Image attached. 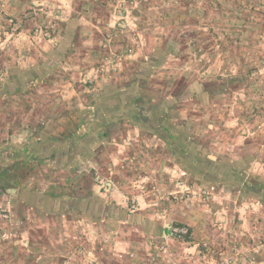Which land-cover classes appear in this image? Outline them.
<instances>
[{
	"label": "rangeland",
	"instance_id": "obj_1",
	"mask_svg": "<svg viewBox=\"0 0 264 264\" xmlns=\"http://www.w3.org/2000/svg\"><path fill=\"white\" fill-rule=\"evenodd\" d=\"M41 1L30 0L24 26L14 27L18 24L15 18L1 12L0 162L11 153L19 166L23 158L31 157L28 161L33 167L23 176L30 186L36 183L46 191L54 185L55 191L69 194L74 191L71 188L69 192L68 183L73 187V182L83 184L77 193L92 198L88 208L95 216L82 219L80 224H91L85 231H91L86 236L92 251L110 244L114 249L120 238L136 239L144 253L152 251L150 257L143 256V264H166L172 255L168 245L190 239L187 226L170 216L173 208L202 206L210 214L207 210L212 206L221 211L226 203L232 219L239 223L234 227L239 232L221 228L224 233L216 235L212 231L215 226L205 221L208 234L199 244L205 250V264H264V239L251 242L250 249L248 229L243 228L248 226V201L263 204L252 210L253 215L264 214V199L248 191V179H253L248 169L251 155L236 159L229 152H214L210 138L196 131L195 117L191 122L184 120L191 112L196 114L192 110L197 109L199 94L209 98L216 88L221 98L232 99L236 107L239 135L247 134L251 120L264 123V0H63L47 6ZM21 26L24 35L18 38L15 34ZM106 98L113 104L122 101L127 124L137 125L136 117L143 120V112L166 117V122L172 123L161 129L153 127L154 132L159 131L157 137L143 128L140 138L123 137L113 126L102 127L107 137L100 139L103 143H98V151L107 156L98 158L103 165L109 159V169L99 162L100 168L74 157L77 169L72 162L70 168L47 170L42 160L34 158L33 150L28 152L35 144L44 143L46 153L40 155L51 156L46 143L52 142L47 139L51 136L61 138L57 143L63 141L67 149L96 147L98 128L89 119ZM164 103L171 105L167 111L163 110ZM138 108L143 111L141 115L136 114ZM68 114L76 115L77 132L87 136L74 140L57 136L66 125L57 120L67 119ZM207 164L226 170L223 180L212 182L197 171V176L187 171ZM36 166L39 169L34 171ZM122 166L153 200L151 218L143 209L132 212L136 200L131 198L126 208L103 202L112 191V177H122ZM117 168L121 172L115 171ZM22 172L16 171L17 175ZM260 177L263 180L264 173ZM91 186L95 187L94 194ZM101 194L105 198L99 197ZM108 210L110 232L100 235L99 225L106 222L96 216V211L104 214ZM8 218L0 207V219ZM259 219L264 226V217ZM0 230V245L26 246L27 237L20 231ZM79 235L63 236L71 249L63 256V264L95 263L93 253L89 260L82 259L88 257V251ZM75 245L78 248L72 255ZM45 258L50 261V256Z\"/></svg>",
	"mask_w": 264,
	"mask_h": 264
},
{
	"label": "crops",
	"instance_id": "obj_2",
	"mask_svg": "<svg viewBox=\"0 0 264 264\" xmlns=\"http://www.w3.org/2000/svg\"><path fill=\"white\" fill-rule=\"evenodd\" d=\"M62 1L63 0H42L41 3L43 4L44 2V5L47 6L48 4L55 5L57 2L61 3ZM1 3H4V7H0V18L3 14L1 12H4L6 17L7 15L12 16L18 22V24H14V27L20 26L23 22H28V19L25 16L29 13H26L25 10L31 8L30 0H0V4ZM24 18L25 20H22ZM64 25H66V23ZM23 26H21L22 29L20 32L15 34L18 38H21L22 35H24ZM15 37H13L14 39L12 42L16 40ZM87 40L88 39H86V42H88ZM7 44L10 45L12 43L9 42ZM45 46L47 47V44L43 45L44 48ZM216 90V88H212V94H210L209 98L205 97L204 94H199L197 98L199 100L196 104L197 109L192 110L196 111V114L194 115V113L191 112L185 117V122H191L192 119L190 118L195 117V120L198 121V129H196V131H199L201 135H207L206 137L210 138V143L213 146L212 149L214 152L216 151L225 154L229 152L228 154L230 155H236V157H232L236 159L244 154L245 156L251 155V159L249 160L251 164L250 168H248L251 171L250 175L253 176V179L256 182L258 181V184L264 185V178L263 180H260L262 179L260 177L261 173H264V123L257 124V121L251 120V124L248 126L247 134L243 136L239 135V132L237 131V120L239 119V116L236 114L235 105H232V99L221 98V95L218 94ZM109 99L111 98L104 99V103H101L99 105L100 107L96 108L92 117L89 119L90 123L93 119L97 124L96 128H98V131L95 135L97 140L96 147L84 145L82 146V150H80L78 146L73 149H67L66 145H62L64 144L63 141L59 144L57 143V141L61 138L55 139V137L51 136L47 139H52V142H46L47 144L49 143L47 149H49V152L52 153L51 156L46 157L40 155V153L44 152V155L46 153V150L42 149L44 148V143H42L44 145L35 144V147L31 148L28 152L33 150L32 153H34V158L42 160V165L47 166V170L51 169L52 171H58L70 168L74 165L76 168V164H78V162L73 161L75 160L74 157H79V159L82 157V161L85 163L90 161V164L92 162V164L97 167H99L100 163V166H106L109 169V159L104 165L101 164L102 161L99 160L102 156H107L106 153H99V146L103 143L100 139L103 135L104 137H107V135L100 130L102 127L103 129H107L108 127L113 126L118 130L120 129V133L123 137L129 135L131 137L134 136L140 138L143 128L148 129L147 132L150 133V131L154 129L153 127L161 129L164 125L167 126V123L169 122H166V117L162 119L163 116L158 114H156V116H151L138 108V112L136 114L141 115L143 112L144 119L136 122L138 123L137 125L131 122V124H127L128 122L126 121H128V119L124 106L121 105L122 101H120V103L119 101H116L113 104ZM168 104L164 103V111H167V108L171 106ZM101 107H103V109H101ZM72 119L75 123L77 122L75 114H68L67 119L59 118L57 120L60 121L61 124L66 122L65 127H61V129H59L57 136L64 137V139L67 137L70 140H74L79 138L81 139L82 136L86 134L85 132L82 134L77 132L79 123L73 125ZM144 124H147V126ZM194 124L196 123L194 122ZM124 126H127V128H124ZM87 129H89V126ZM152 131V135L157 137V133L159 131ZM64 142H66V140H64ZM98 143L100 145H98ZM74 144H76V142ZM249 149H251V151H249ZM56 155H58V157ZM6 156H3L4 160L0 162V207L8 213L9 218L6 220L0 219V228H11L16 231H20L22 235L27 237V241L25 247H17L11 244L0 245V264H63L65 260L63 259V256H66L65 254L68 249H70V245L65 243L66 239L63 238V236H72L74 234H80V243L88 251V257H83L82 259L89 260L90 257L94 256V264H143V256L150 257L152 255V251L144 253V250L140 249L141 245L137 243L136 239L132 240L130 238H120L117 240V244H115L114 249H112V244L100 246L98 251H92L89 249V244H87L88 237L86 235H88L91 231L87 233L85 230H88L90 228L89 225L91 224L90 222L80 224V221L84 218H93L95 215L92 216V214H90L92 211L88 208L89 203L93 201L92 198L90 199L88 195H80L77 193V190L81 188L79 186H83V184L80 183L78 186L77 182H73V187L68 183L70 189L69 192L72 191L71 188H73L74 191L69 194L61 191H55L54 185L51 184V186L49 185L50 187H48L49 189L47 191L40 189L36 183L34 186H30L28 183L29 180H27L28 178L23 176V173H27V170L29 169L31 171L33 166L32 163L28 161L31 157H28V159L22 157V160L19 158V160H21L19 166L17 157L13 156L12 153ZM67 158H70L68 162L66 160ZM82 161H79L80 165ZM19 169L21 172L23 170H25V172L17 175L16 171ZM36 169L38 170L39 167L36 166L33 170L35 171ZM122 169H124L122 172L120 168L115 170L117 172H121L122 177H117V179L115 176L112 177L113 188L111 193H109L106 198L105 196L102 197V194L99 195V197L105 198L106 201L103 202H106L108 205L110 202H113L117 206H120V208L127 207L128 199L131 198L132 201L136 200V207L132 208L131 211L137 212L140 211L139 209H143V212H145L144 214L147 212L148 217L151 218L152 211L154 210L152 209L153 200L150 199L148 197L149 195L144 192V187L140 190L142 185L139 183V180L133 179L128 173H125L124 171H127V168L122 166ZM235 169L237 168L235 167ZM42 171L46 172L44 168ZM125 179L128 181H125ZM62 181L63 180L61 179L59 182ZM55 183L56 182L54 181L52 184ZM61 184L65 185V183ZM85 187L88 186L86 185ZM91 190L93 194L96 192L94 186H91ZM100 200L101 199H99V201ZM224 205H226V203ZM224 205L221 211H219V209L216 210V207L212 206L209 210H207L208 212H211L210 214L205 213L204 210L206 209L202 206L195 208L187 206L173 208V210L169 213L170 216L187 226L190 233V239L182 242L181 244L168 243L169 245L167 248L172 255L171 261L169 260L166 264H205V250L199 246L200 242L205 240L204 238L207 237L208 234L207 229H205V221L210 222L212 226H215L212 231H215L216 235H222L225 230L231 231L230 229L237 227V224L239 225V223L232 219L233 215L230 208ZM261 207H263V204L257 202L255 204L252 201H248V226L244 224L243 228L245 230L248 229V245H251L250 249H252L253 242L257 243L260 239H264V226L262 219H259L264 217V214L257 212L256 215H253L251 213L253 212V209L258 210V208ZM108 212L109 210L104 214H101L99 211H96V213H98L96 216H99L101 221L106 222L105 224L103 223L99 225L100 235L103 233L109 235L110 231L108 218L110 216H107ZM222 214L225 215L223 216ZM89 215H91V217H89ZM68 218L72 220H68ZM221 228H223L224 231L221 230ZM236 229L237 228H234V230ZM236 231L239 232V229ZM76 248H78L77 245L72 248L74 250L72 255H75L74 253ZM109 251H111V253H109ZM106 252L107 255H104ZM91 253H93V256L89 255ZM45 256H50V261L49 258H45ZM114 256H116V258Z\"/></svg>",
	"mask_w": 264,
	"mask_h": 264
},
{
	"label": "trees",
	"instance_id": "obj_3",
	"mask_svg": "<svg viewBox=\"0 0 264 264\" xmlns=\"http://www.w3.org/2000/svg\"><path fill=\"white\" fill-rule=\"evenodd\" d=\"M135 116V115H134ZM136 117V116H135ZM138 119V117H136ZM140 121V119H139ZM182 149V147H181ZM197 159L196 156H193V159ZM212 163V162H211ZM217 164V162H216ZM213 164H207V165H204L202 166V168L200 169H197V168H194V169H190L188 168L187 171H189L192 175H198L205 179V180H210L212 182H216V181H221L223 180V174L225 173L226 170H223L219 167V169L217 168V166H212ZM197 171V173H196ZM215 172V173H214ZM224 172V173H222ZM233 174V173H232ZM234 181V184H238L239 185V182L237 180H233ZM264 188H261V186L258 185V183L256 181H254L253 179H248V191H250L251 193H254L256 195H260L262 198V200L264 199ZM260 191H262L260 193Z\"/></svg>",
	"mask_w": 264,
	"mask_h": 264
}]
</instances>
